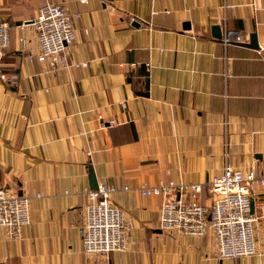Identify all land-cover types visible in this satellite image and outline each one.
<instances>
[{
	"label": "crops",
	"instance_id": "obj_1",
	"mask_svg": "<svg viewBox=\"0 0 264 264\" xmlns=\"http://www.w3.org/2000/svg\"><path fill=\"white\" fill-rule=\"evenodd\" d=\"M47 1L0 0L13 24L2 68L19 73L0 78V187L28 194L31 215L21 238L0 225V264H264V216L257 251L222 258L211 228L162 230L163 196L141 192L200 182L210 204L226 162L264 176V0H53L80 12L74 64L56 72L30 21ZM214 24L242 40L225 44ZM252 32L259 47L243 43ZM92 168L132 221L127 248L108 255L83 248ZM252 203L264 210L259 180Z\"/></svg>",
	"mask_w": 264,
	"mask_h": 264
},
{
	"label": "built area",
	"instance_id": "obj_2",
	"mask_svg": "<svg viewBox=\"0 0 264 264\" xmlns=\"http://www.w3.org/2000/svg\"><path fill=\"white\" fill-rule=\"evenodd\" d=\"M79 16L80 12L71 11L62 1L49 0L39 8L32 21L40 45L37 58L47 62L52 72L74 64L69 62L67 51L76 39L74 20ZM12 27L13 24L0 14V78L15 85L19 81V73L4 70L1 62L10 43ZM221 39L228 44L241 41L242 36L225 27ZM29 58L33 60L34 54L30 53ZM79 63L86 65L87 61L75 64ZM256 180L264 184V176H259L255 169L243 170L226 162L222 172L209 180L210 204L199 200L203 185L200 182L180 183V193L176 197L169 195L178 187L175 180L144 185L141 192L163 196L159 222L162 230L201 236L211 228L217 255L237 258L257 251L256 227L260 217L264 216V210L262 208L259 214L253 211L252 191ZM117 191L116 186L105 183L87 190L89 202L86 205L83 248L88 254L108 255L127 248L132 221L114 203L112 196ZM30 221V196L0 187V225L7 227L11 237L21 238L24 226Z\"/></svg>",
	"mask_w": 264,
	"mask_h": 264
},
{
	"label": "water",
	"instance_id": "obj_3",
	"mask_svg": "<svg viewBox=\"0 0 264 264\" xmlns=\"http://www.w3.org/2000/svg\"><path fill=\"white\" fill-rule=\"evenodd\" d=\"M30 21H33V20H30ZM135 23L139 24L138 21L135 22ZM185 25H186V28L190 27L189 22L185 23ZM212 34H213V36L221 39V37H222V29H221V25L220 24H214L212 26ZM243 43H246V44H248V45H250L252 47H259V43H258L256 32H252L249 42H243ZM90 177H91V185H92V187L93 188H97L99 182H98V180L96 178V174H95L93 168L90 169Z\"/></svg>",
	"mask_w": 264,
	"mask_h": 264
}]
</instances>
